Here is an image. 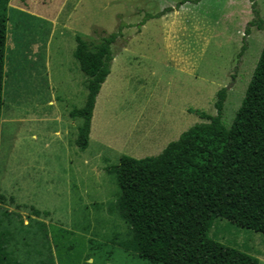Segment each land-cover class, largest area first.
Listing matches in <instances>:
<instances>
[{
    "label": "rangeland",
    "instance_id": "374dc122",
    "mask_svg": "<svg viewBox=\"0 0 264 264\" xmlns=\"http://www.w3.org/2000/svg\"><path fill=\"white\" fill-rule=\"evenodd\" d=\"M254 1L263 29L248 26L251 0H11L0 22L8 32L0 229L13 233L21 260L33 264L42 252L55 264H160L130 246L117 175L106 168L122 155L157 156L209 121L222 88L231 125L264 46V0ZM118 32L81 150L82 120L69 115L87 96L75 37ZM209 235L264 264L263 233L216 217Z\"/></svg>",
    "mask_w": 264,
    "mask_h": 264
},
{
    "label": "trees",
    "instance_id": "16d2710c",
    "mask_svg": "<svg viewBox=\"0 0 264 264\" xmlns=\"http://www.w3.org/2000/svg\"><path fill=\"white\" fill-rule=\"evenodd\" d=\"M10 0H0V22L8 18ZM257 24L263 29L256 2ZM249 33V27L246 30ZM121 32L96 39L76 35L74 56L86 75L87 96L69 115L80 118L75 144L88 147L93 111L111 73L112 44ZM8 32L0 23V109ZM227 89L217 93L216 114L191 126L157 156L122 155L106 171L117 175V207L130 224V246L160 264H258V259L210 237L216 217L264 234V46L243 101L230 126L223 122ZM37 212V211H36ZM13 233L0 229V264H32L10 249ZM33 264H55L50 254Z\"/></svg>",
    "mask_w": 264,
    "mask_h": 264
},
{
    "label": "crops",
    "instance_id": "0c3cea01",
    "mask_svg": "<svg viewBox=\"0 0 264 264\" xmlns=\"http://www.w3.org/2000/svg\"><path fill=\"white\" fill-rule=\"evenodd\" d=\"M11 2V0L9 1V3ZM9 5V4H8ZM152 20V19H151ZM147 24H143V28H145V26H146ZM129 48H130V44H127V46H124V49H123V52L122 53H124V52H126V51H128L129 50Z\"/></svg>",
    "mask_w": 264,
    "mask_h": 264
}]
</instances>
